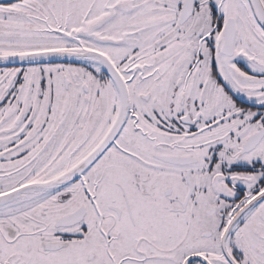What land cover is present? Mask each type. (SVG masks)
I'll return each instance as SVG.
<instances>
[{"label": "snow or ice", "instance_id": "obj_1", "mask_svg": "<svg viewBox=\"0 0 264 264\" xmlns=\"http://www.w3.org/2000/svg\"><path fill=\"white\" fill-rule=\"evenodd\" d=\"M0 264H264V0H0Z\"/></svg>", "mask_w": 264, "mask_h": 264}]
</instances>
